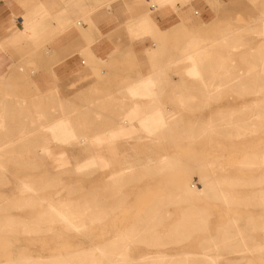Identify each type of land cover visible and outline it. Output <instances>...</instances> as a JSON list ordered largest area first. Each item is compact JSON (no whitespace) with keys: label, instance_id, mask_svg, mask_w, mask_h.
Returning a JSON list of instances; mask_svg holds the SVG:
<instances>
[{"label":"rangeland","instance_id":"obj_1","mask_svg":"<svg viewBox=\"0 0 264 264\" xmlns=\"http://www.w3.org/2000/svg\"><path fill=\"white\" fill-rule=\"evenodd\" d=\"M72 1L79 31L120 0ZM136 1L179 20L141 35L128 20L126 44L66 83L35 84L41 68L1 80L0 264H264V0ZM153 73L140 140L92 146Z\"/></svg>","mask_w":264,"mask_h":264},{"label":"crops","instance_id":"obj_2","mask_svg":"<svg viewBox=\"0 0 264 264\" xmlns=\"http://www.w3.org/2000/svg\"><path fill=\"white\" fill-rule=\"evenodd\" d=\"M73 3L72 0H0V82L5 80L8 83L14 80L17 84L20 72L41 68L45 71H38L39 76L36 77L35 84L44 86L66 83L83 72L85 65L83 57L88 59L84 68L89 70L95 64L106 62L119 47L121 48V44H126L128 20H136L133 28H138L140 35L141 32L156 33V30L160 32L168 29L170 24L179 20L177 12L170 5L150 11L151 15L147 16L142 15L144 11L142 6L137 7L139 3L136 0H120L113 3L109 9L100 11L98 7L94 9L90 17V22H94L90 26L76 23L81 27L78 31L73 27L68 28V23L73 20L72 10L71 8L68 10V7ZM192 6L199 9L204 18L210 17V12L204 5L197 3ZM24 22L29 23L27 29L30 33L28 32L27 36L33 35L35 40L24 41L26 39L22 27ZM179 28H183L182 22L173 24V27L169 28L170 33H175ZM29 52H32L31 55L25 57ZM160 76V73H153L124 88L128 102L117 117H123L131 109H136L142 116L132 122L138 131L137 135L115 143L140 140L143 133L141 126L145 128L143 122L150 114L148 111L160 106L158 100L161 89L157 91L156 88ZM58 102H60L59 116H68L66 111L64 114L61 113L63 109L65 110L63 100L58 99ZM94 159L96 157L93 161ZM96 169L100 173L111 171V161L110 168L106 171Z\"/></svg>","mask_w":264,"mask_h":264},{"label":"bare ground","instance_id":"obj_3","mask_svg":"<svg viewBox=\"0 0 264 264\" xmlns=\"http://www.w3.org/2000/svg\"><path fill=\"white\" fill-rule=\"evenodd\" d=\"M147 4L149 5V8L150 9H155L156 6L155 4L151 3V0H146ZM263 17V16H262ZM235 42V41H234ZM197 71V70H196ZM198 73V72H197ZM229 75V74H228ZM127 93V92H126ZM150 95V94H149ZM129 96V95H128ZM130 97V96H129ZM157 98V97H156ZM140 110V109H139ZM143 114V113H142ZM142 115L140 114V112H138L136 109H131L129 110L123 117L120 118V122L115 125L112 129L108 130L107 132H102V133H99V134H95L93 135L92 139H91V143H92V146L93 145H97L100 146L99 148H101L102 146H106L109 147V144L110 143H115L116 141L118 140H123V139H128V138H132L134 137L135 135H137V130L134 128V126L132 125V122L133 121H136L138 120ZM144 116V115H143ZM155 121L153 116H150L148 119H147V122L148 121ZM60 122V121H59ZM145 123L146 121L144 122V126H145ZM157 124V123H156ZM155 125V124H154ZM160 125V124H159ZM157 126V125H156ZM167 129V128H166ZM51 132L58 136V140L59 141H63V142H66V141H70V140H73L76 136L73 135V133H71L69 130L65 129L64 127H62L61 125H53L51 128H50ZM71 130V129H70ZM155 134V133H154ZM146 136V135H145ZM147 137V136H146ZM78 141V140H77ZM106 143H105V142ZM90 142V141H89ZM90 143V144H91ZM61 144V143H60ZM65 143H63L62 145H64ZM111 144V145H113ZM110 145V147H111ZM96 147V148H97ZM113 148H114V145H113ZM101 151V150H100ZM45 152V155L47 153V150H44ZM43 153V151H42ZM101 153V152H100ZM41 154V152H40ZM44 155V156H45ZM109 155V154H108ZM263 162V160H262ZM55 164V163H53ZM57 164V163H56ZM96 168H98L100 170V167H101V164L102 161L100 160H96V161H93L92 163ZM263 164V163H262ZM61 169V168H60ZM58 170V169H57ZM113 173H116V172H113ZM111 177V176H110ZM110 178L108 177V180ZM106 180V179H105ZM34 193V192H33ZM4 204V203H3ZM2 204V205H3ZM73 209V208H72ZM57 215V214H56ZM60 215V214H59ZM39 216V215H38ZM55 216V215H54ZM89 218V217H88ZM50 222V221H49ZM241 241V239H240ZM101 248V247H100ZM99 250V249H98ZM87 260V259H86Z\"/></svg>","mask_w":264,"mask_h":264}]
</instances>
